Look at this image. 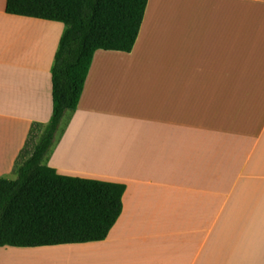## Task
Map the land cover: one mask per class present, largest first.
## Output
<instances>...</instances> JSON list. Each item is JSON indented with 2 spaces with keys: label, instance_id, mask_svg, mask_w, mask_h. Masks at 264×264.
Instances as JSON below:
<instances>
[{
  "label": "crops",
  "instance_id": "obj_1",
  "mask_svg": "<svg viewBox=\"0 0 264 264\" xmlns=\"http://www.w3.org/2000/svg\"><path fill=\"white\" fill-rule=\"evenodd\" d=\"M0 0V177L53 114L64 24ZM47 164L123 183L100 241L0 264H264V0H148L130 52L98 49ZM61 130H59L60 132Z\"/></svg>",
  "mask_w": 264,
  "mask_h": 264
},
{
  "label": "trees",
  "instance_id": "obj_2",
  "mask_svg": "<svg viewBox=\"0 0 264 264\" xmlns=\"http://www.w3.org/2000/svg\"><path fill=\"white\" fill-rule=\"evenodd\" d=\"M148 0H7L6 12L65 25L52 66L53 114L33 123L15 164L0 177V247L104 240L123 211V183L60 174L44 162L67 111L80 102L98 49L130 52ZM38 142L32 143L38 133Z\"/></svg>",
  "mask_w": 264,
  "mask_h": 264
},
{
  "label": "rangeland",
  "instance_id": "obj_3",
  "mask_svg": "<svg viewBox=\"0 0 264 264\" xmlns=\"http://www.w3.org/2000/svg\"><path fill=\"white\" fill-rule=\"evenodd\" d=\"M64 28H65V25H64ZM67 113H69V114H71L72 113V111H67L66 112V114ZM65 114V116H64V118L62 119V121H61V124H60V127H59V130H61L60 132H59V130H58V132H57V134H56V139L55 140H58L59 139V137H60V135H61V133H62V131L64 130V127H65V125H66V123H67V119H66V115ZM42 130H40V132L38 133V135L35 137V138H33L32 139V143H35V142H38V139L40 138V136H41V132ZM50 152V151H49ZM49 154V153H48ZM48 154H47V156H48ZM47 156H46V158H45V160H44V162L47 164ZM18 177V175H17V173L15 172L14 174H11L10 176H6L5 178H7V179H16Z\"/></svg>",
  "mask_w": 264,
  "mask_h": 264
}]
</instances>
